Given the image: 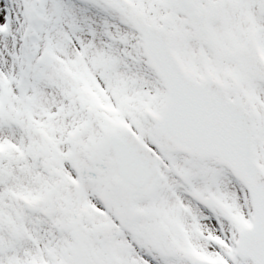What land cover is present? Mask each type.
Listing matches in <instances>:
<instances>
[{
	"label": "snow or ice",
	"instance_id": "snow-or-ice-1",
	"mask_svg": "<svg viewBox=\"0 0 264 264\" xmlns=\"http://www.w3.org/2000/svg\"><path fill=\"white\" fill-rule=\"evenodd\" d=\"M0 264H264V0H0Z\"/></svg>",
	"mask_w": 264,
	"mask_h": 264
}]
</instances>
